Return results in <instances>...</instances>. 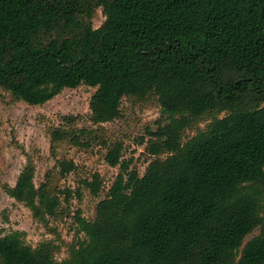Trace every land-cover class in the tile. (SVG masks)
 Here are the masks:
<instances>
[{
    "label": "trees",
    "instance_id": "16d2710c",
    "mask_svg": "<svg viewBox=\"0 0 264 264\" xmlns=\"http://www.w3.org/2000/svg\"><path fill=\"white\" fill-rule=\"evenodd\" d=\"M82 85L96 89L92 126L64 118L52 149L102 145L120 172L93 220L77 212L84 237L68 258L57 260L55 241L32 247L13 232L0 237V264H264V0H0V90L42 106ZM125 98L162 108L143 176L102 128ZM56 170L66 178L77 165ZM34 180L29 161L5 191L50 230L74 192L51 173ZM82 184L94 196L103 188L97 173Z\"/></svg>",
    "mask_w": 264,
    "mask_h": 264
},
{
    "label": "rangeland",
    "instance_id": "374dc122",
    "mask_svg": "<svg viewBox=\"0 0 264 264\" xmlns=\"http://www.w3.org/2000/svg\"><path fill=\"white\" fill-rule=\"evenodd\" d=\"M105 20L102 10H97L93 19L94 28L101 27ZM95 91L94 88L82 85L77 89L64 90L45 105L31 106L0 90V237L23 232L26 243L32 247L55 241L60 246L56 255L58 261L68 258V245H74L84 237L78 233L77 212L80 211L81 217L87 220L95 218L96 206L107 197L120 168H112L106 163L107 150L102 145H94L86 150L63 142L53 150L51 131L66 126V117L76 119L75 124H70L69 128L91 127L90 101ZM161 117L162 108L156 99L136 102L125 98L121 117L102 126L110 144H124V159L132 160L131 168L137 169L141 176L154 160L146 151L147 142L151 138L148 131H156V122ZM211 121L209 117L201 119L198 128L186 131L185 140L196 135L198 129H205ZM142 140H145L144 144ZM62 159L73 160L77 165V170L66 178H59L56 170L58 160ZM29 161L35 166L36 186L46 182L47 175L51 173L59 190L74 192L69 204H63L62 210L66 213L57 220H50V230L36 221L24 204L11 198L5 191L6 186L16 185ZM96 173L100 174L103 182L98 196L92 195L82 184L83 180H91ZM76 191H79L80 197L75 194ZM61 198L64 200L65 196ZM257 235L258 232L247 237L245 244Z\"/></svg>",
    "mask_w": 264,
    "mask_h": 264
}]
</instances>
